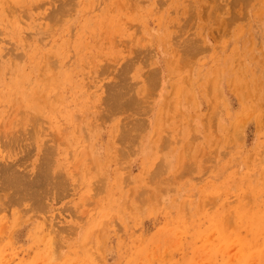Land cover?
I'll return each instance as SVG.
<instances>
[{
	"label": "rangeland",
	"instance_id": "obj_1",
	"mask_svg": "<svg viewBox=\"0 0 264 264\" xmlns=\"http://www.w3.org/2000/svg\"><path fill=\"white\" fill-rule=\"evenodd\" d=\"M0 264H264V0H0Z\"/></svg>",
	"mask_w": 264,
	"mask_h": 264
}]
</instances>
